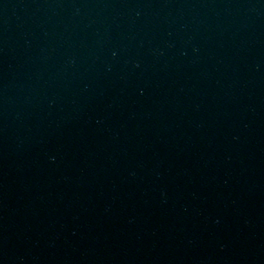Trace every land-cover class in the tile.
<instances>
[{
	"label": "water",
	"instance_id": "water-1",
	"mask_svg": "<svg viewBox=\"0 0 264 264\" xmlns=\"http://www.w3.org/2000/svg\"><path fill=\"white\" fill-rule=\"evenodd\" d=\"M262 68L264 0H0V264H51Z\"/></svg>",
	"mask_w": 264,
	"mask_h": 264
}]
</instances>
